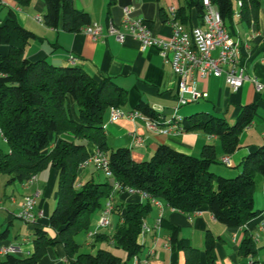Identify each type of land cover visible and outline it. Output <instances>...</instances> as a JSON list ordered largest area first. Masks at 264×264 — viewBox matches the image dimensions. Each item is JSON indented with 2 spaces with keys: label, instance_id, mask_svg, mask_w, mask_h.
<instances>
[{
  "label": "trees",
  "instance_id": "16d2710c",
  "mask_svg": "<svg viewBox=\"0 0 264 264\" xmlns=\"http://www.w3.org/2000/svg\"><path fill=\"white\" fill-rule=\"evenodd\" d=\"M13 1L18 7L31 2ZM43 1L42 22L48 27L77 32L91 23L89 13L76 9L74 0ZM178 1L175 18L180 23L188 25L192 11L201 20L202 0ZM118 2L129 4L131 0H108V8ZM211 2L231 36L234 13L250 23L257 20L261 4L260 0ZM158 13L162 21H168L169 14L163 7ZM32 37L34 34L18 23L12 9L0 18V45L8 46V51L0 54V135L8 146L5 151L0 148V174L8 175V183H24L47 167L55 168L56 203L47 228L34 227L31 255H0V264H37L47 248L56 243L64 249V264H125L142 250L138 237L153 206L151 199L186 214L206 205L213 217L229 229L243 226L257 214L253 192L257 179L264 176V143L242 159L240 171L233 177L211 169L217 161L213 144L204 145L198 156L159 144L149 159L135 161L129 148H110L104 131L106 111L111 106H123L127 91L110 77L95 78L75 63L56 65L44 58L28 59L24 46ZM138 108L150 118L157 117L148 106ZM256 110L254 102L241 106L233 124L222 116L199 111L183 117L180 125L183 131L216 136L224 154L229 155L240 147V133L252 123ZM88 142L106 155L111 180L89 179L77 184L79 165L89 158ZM115 182L120 190L131 187L147 198L142 203L114 205L113 211L118 210L121 223L111 234L96 233L90 244L104 241L122 248L126 253L124 261L107 248H98L95 253L82 252L76 240L77 235L86 234L91 228L92 214L104 208ZM6 232L7 229L0 232V239ZM214 243V237L207 233L204 251L208 264H214ZM170 245L183 251L184 264H198L199 250L186 239L178 238V229L174 227ZM239 250L243 256H253L255 242L245 236ZM253 263L257 264L254 260Z\"/></svg>",
  "mask_w": 264,
  "mask_h": 264
},
{
  "label": "crops",
  "instance_id": "0c3cea01",
  "mask_svg": "<svg viewBox=\"0 0 264 264\" xmlns=\"http://www.w3.org/2000/svg\"><path fill=\"white\" fill-rule=\"evenodd\" d=\"M107 3L108 0H74L76 9L89 13L90 24L96 23L102 27V36L96 39L83 29L77 32H66L60 27L46 26L42 22L45 4L40 0L35 3L31 0L25 7H18L13 0H0V18L12 9L18 23L34 34V37L24 46V56L28 59L33 61L44 58L52 64L67 65L71 64L69 56H73L76 58L74 63L93 77H110L127 91V100L121 106L124 112L138 110L143 113L138 106H148L161 121L170 118L174 112L182 119L194 112L202 111L197 109H203V112L222 116L231 123L236 119L241 106L256 103L257 110L252 123L240 133V147L228 155L231 166L221 163L220 158L225 154L219 139L214 135H207L201 131L183 130L162 133L149 129L140 118L132 120L122 117L111 122L108 110L104 116V131L108 146L112 149L129 148L135 161L149 159L159 144H167L178 151L194 156L200 154L204 145L213 144L217 161L212 164L211 169L223 176L236 174L242 159L264 143V10L260 8L257 20L250 23L242 21L239 14L234 13L231 24L239 61L247 76L261 83L263 88L257 91L253 82L246 80L238 90L234 91L228 86L224 77L207 76L199 78L197 82V89L207 93L206 97L198 99H204V103L198 106L200 108L180 109V106L176 109L177 77L170 64L163 62L159 47L156 45L143 47L140 41L131 35H126L122 41H118L114 35L107 33V27L110 24L120 27L123 17L122 6L132 4L135 6L133 17L148 23L154 37L167 39L171 34V27L167 20H161L158 9L163 7L168 14V9L172 6L177 8L179 1L131 0L129 4L118 2L110 8ZM243 23L245 25H242ZM198 24L200 20L192 11L189 24L183 25L190 29ZM7 51L8 46L1 44L0 54ZM134 136L142 139L141 145L133 142ZM86 148L89 157L96 153L97 148L94 144L88 142ZM87 166L80 170L78 177L81 175V179L77 180V184H82L89 179L94 180L92 170L85 171ZM57 178L58 171L53 167H47L35 174L33 181L8 183L5 180L4 183L7 182L11 189L8 193L4 191L0 196L7 201L5 204V201L2 202L0 198L3 221L12 225L16 219L18 221L15 222L16 224L21 226L26 224V228L23 231L19 229L14 234H11L9 226L5 228L6 235L0 239V255H3V248L10 246L16 249L14 254L19 257L29 256L34 251L33 230L36 225L44 228L48 226V218L51 214L49 198L56 199ZM36 193L38 194L34 207L36 222L20 221L16 215L21 208L23 197ZM112 197L115 206L137 204L146 200L139 193H129L118 189L112 191ZM253 206L257 212L253 218L237 229H229L213 217L206 205L191 214L183 213L163 203L161 210L153 205L144 219L151 230L138 237V241L142 244V250L137 256L138 264H184L183 251L173 249L170 245L173 227L178 229V238L186 239L191 246L199 250L198 264H208L204 251L207 233L214 237V264H248L249 259L257 264H264V176L258 178L253 192ZM101 211L98 210L92 214L89 230L96 229L97 233L103 232L101 228H97ZM40 212L41 216L38 215ZM159 213L162 214V220L160 225L156 226ZM120 217L118 210L115 209L111 214L108 234H111L116 225L121 223ZM2 225L3 222L0 223V232H2ZM49 232L54 235L53 231L49 230ZM83 236L85 245L91 246L86 234ZM245 236H250L253 241L254 237H258L257 241H254L256 253L253 256H243L240 253L239 247ZM125 259L122 258L123 261ZM64 263H66L64 249L61 243H56L47 248L46 254L37 264ZM125 264H134L133 259L127 260Z\"/></svg>",
  "mask_w": 264,
  "mask_h": 264
},
{
  "label": "built area",
  "instance_id": "2783aa9c",
  "mask_svg": "<svg viewBox=\"0 0 264 264\" xmlns=\"http://www.w3.org/2000/svg\"><path fill=\"white\" fill-rule=\"evenodd\" d=\"M202 1L204 13L200 20V24L190 29L184 27V25L175 18V7L172 6L168 9V23L171 27V34L167 39L154 37L151 33V29L144 20L134 18L133 13L135 11V6L132 4L122 6L123 17L120 27H116L113 24L107 27V33L114 35L118 41H122L126 35H131L139 40L143 47L150 45L159 47L163 62L170 64L173 73L177 77L176 109L207 96L206 92H201L197 89L198 79L207 76L216 78L224 77L228 86L234 91L238 90L246 80H251L257 91L263 88L261 83L247 76L238 58L237 43L226 29L217 8L212 4L211 0ZM37 19L39 20V18ZM82 29L94 39L102 36V27L96 23L89 24ZM75 59V57L69 56V61L71 63H74ZM108 111L109 121L111 122L122 117H127L132 120L140 118L149 129L157 132L170 133L182 131L180 125L181 118L176 115L175 112L170 118L159 121L157 117L150 118L138 110L124 112L121 107L111 106ZM133 142L141 145L142 139L134 136ZM220 161L227 166H231L228 155L222 156ZM89 164H93V166L97 170L102 171L105 176H111L107 157L98 149L92 157L80 163L79 169L82 170ZM33 180H35V175L31 176L28 181ZM116 189H121L117 182L113 185V191ZM123 190L129 193L136 192L142 197L147 198L146 194L134 188L126 187ZM37 195L36 193L23 197L21 208L16 215L17 219L26 223L36 222L34 207ZM151 202L160 210L162 209L161 201L151 199ZM113 208L114 204L111 192L99 216L97 228L109 227L111 225L110 218ZM38 215L41 216L42 213L40 212ZM161 220L162 214L159 213L156 218V226L160 225ZM150 230V227L143 222L139 235L142 236L145 232H149ZM96 233V229L88 230L86 238L91 240ZM253 239L257 241L258 237H254ZM15 251L16 249L13 246L2 249L3 255L7 253L14 254ZM132 259L134 264H138L137 256H133ZM248 264H254L253 260L249 259Z\"/></svg>",
  "mask_w": 264,
  "mask_h": 264
},
{
  "label": "rangeland",
  "instance_id": "374dc122",
  "mask_svg": "<svg viewBox=\"0 0 264 264\" xmlns=\"http://www.w3.org/2000/svg\"><path fill=\"white\" fill-rule=\"evenodd\" d=\"M37 1L38 0H32V3H35ZM40 1H42L44 3L43 0H40ZM260 2H261L260 8L264 10V0H260ZM242 25H245V24L243 23ZM203 100L200 99L197 102H193V103H189V104L183 105V106L180 107V109L186 108V107L200 108L198 106H200V105H202L204 103ZM197 110H202L203 111V109H197ZM233 122L234 121H232L230 124H233ZM0 148L2 150H4V151L8 149V146H7L6 142L1 138V136H0ZM223 167H225V166H223ZM90 170H92V175H93V179H94L95 182H100V181H104V180H107V181L111 180V178L105 176V174L102 171L97 170L93 166V164H89L87 166V168L85 169L86 172H88ZM239 171H240V169H239ZM236 174H234L232 176H226V177H233ZM7 179H8V175H6V174H0V196H2V194H3L4 191L6 193H8V190L11 189V186L9 184H7V182L4 183L5 180H7ZM79 179H81V175H80V177H78V181H79ZM257 183H258V179H257ZM56 185H57V183H56ZM257 189H258V186H257ZM0 198H2V197H0ZM4 201L5 200H4V197H3L2 198V202H4ZM4 203L7 204V201H5ZM49 203L51 204V212H52V210L55 207L56 199L49 198ZM0 208H2V205H0ZM10 211H12V210H10ZM2 213H3L2 210H0V223L3 222L2 231L9 226V229L11 230V234H14V233L18 232L19 229H22V231H23L24 228H26V224H22V226L16 224L15 222H18V221H16V219H14L15 222L12 225H8V222L7 221H3L4 220V216H3ZM101 229L103 230V232L108 233L109 227H101ZM76 240L80 244V251H82V252H92V253H95V251L98 248H107L110 251H112L114 254H116V255L124 258V259L126 258L125 251L122 248L116 247L115 245H113L111 243H107V242H104V241H99V242L95 243L94 246H86L85 245V238H84L83 234L77 235L76 236Z\"/></svg>",
  "mask_w": 264,
  "mask_h": 264
}]
</instances>
